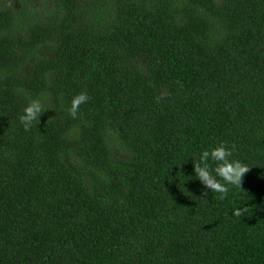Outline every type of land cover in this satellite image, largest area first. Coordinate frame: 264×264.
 I'll list each match as a JSON object with an SVG mask.
<instances>
[{"label":"trees","instance_id":"trees-1","mask_svg":"<svg viewBox=\"0 0 264 264\" xmlns=\"http://www.w3.org/2000/svg\"><path fill=\"white\" fill-rule=\"evenodd\" d=\"M0 264H264V0H0Z\"/></svg>","mask_w":264,"mask_h":264},{"label":"clouds","instance_id":"clouds-1","mask_svg":"<svg viewBox=\"0 0 264 264\" xmlns=\"http://www.w3.org/2000/svg\"><path fill=\"white\" fill-rule=\"evenodd\" d=\"M89 100L86 92L75 95L71 100L69 114L75 118L80 106ZM45 111L44 103L40 98H34L24 107L20 121L27 129L33 121H39ZM195 178L198 179L211 193H217L220 200L228 197L233 188L242 189L245 174L250 166L233 158V152L224 144H219L211 150H204L198 160H194ZM246 207L235 208L234 214L241 216Z\"/></svg>","mask_w":264,"mask_h":264}]
</instances>
